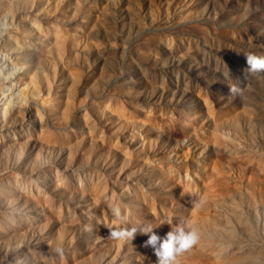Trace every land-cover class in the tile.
Wrapping results in <instances>:
<instances>
[{
    "label": "rangeland",
    "instance_id": "obj_1",
    "mask_svg": "<svg viewBox=\"0 0 264 264\" xmlns=\"http://www.w3.org/2000/svg\"><path fill=\"white\" fill-rule=\"evenodd\" d=\"M249 52L264 56V0H0V213L43 212L0 237V264H156L148 236L108 238L115 205L161 237L187 220L199 240L177 264L264 253V79Z\"/></svg>",
    "mask_w": 264,
    "mask_h": 264
},
{
    "label": "clouds",
    "instance_id": "obj_2",
    "mask_svg": "<svg viewBox=\"0 0 264 264\" xmlns=\"http://www.w3.org/2000/svg\"><path fill=\"white\" fill-rule=\"evenodd\" d=\"M246 63L248 65L247 73L251 76L264 79V56H258L254 53H245ZM240 89L233 85L230 92L236 93ZM114 217L123 226L109 229V237L114 240L127 241L132 240L137 232L148 236L144 247H150L156 256V264H177V258L189 250L199 240L198 231L189 227L187 220H179L171 226V230L163 237L156 234L153 225L150 222L141 223L137 226L128 227L122 213L121 207H113ZM57 249V252H61Z\"/></svg>",
    "mask_w": 264,
    "mask_h": 264
},
{
    "label": "bare ground",
    "instance_id": "obj_3",
    "mask_svg": "<svg viewBox=\"0 0 264 264\" xmlns=\"http://www.w3.org/2000/svg\"><path fill=\"white\" fill-rule=\"evenodd\" d=\"M12 41V40H11ZM26 43L27 44H29L27 41H26ZM59 48V47H58ZM14 68V67H13ZM103 77H105V76H103ZM102 77V78H103ZM106 78V77H105ZM104 79V78H103ZM2 87V86H1ZM0 87V88H1ZM3 88V87H2ZM1 88V89H2ZM2 91V90H1ZM0 91V92H1ZM3 92V94H5L4 93V91H2ZM130 92V91H129ZM131 93H133V92H131ZM1 95H2V93H1ZM0 95V96H1ZM131 95V94H130ZM135 95V94H134ZM6 96V95H5ZM3 98V97H2ZM0 109H3V107L0 105ZM3 111V110H2ZM17 117V116H16ZM7 118H6V116H5V113H3L2 114V119H1V121H2V123H6L7 122V120H6ZM1 121H0V127H2L3 125H2V123H1ZM9 127V126H8ZM11 128V127H10ZM21 128V127H20ZM19 128V129H20ZM4 129V128H3ZM1 130L2 132L3 131H6V132H4L5 134H3L2 132H1V134L2 135H9V131H7V130ZM18 129V130H19ZM21 130V129H20ZM21 132H23L24 133V131H23V128H22V131ZM12 134V133H11ZM10 136V135H9ZM1 137V136H0ZM8 137V136H7ZM7 137H6V139H7ZM0 139H2V138H0ZM4 139V138H3ZM2 139V140H3ZM9 139H10V137H9ZM2 140H1V142H2ZM13 140V139H12ZM5 142H8V141H5ZM11 143H14V142H12L11 141ZM0 145L2 146V144L0 143ZM4 145V144H3ZM10 180L12 179V178H9ZM8 178L6 179V181L8 180V181H10ZM4 180V179H3ZM8 181L4 184L3 183V185L2 186H9L10 187V184L8 183ZM12 181V180H11ZM10 181V182H11ZM4 182V181H3ZM18 182V181H17ZM16 182V183H17ZM1 183V182H0ZM13 183H15V180H14V182L12 181V185H13ZM15 183V184H16ZM20 183V182H19ZM16 184V188H20V189H22V184L20 183V184ZM7 184V185H6ZM1 185V184H0ZM7 186V187H8ZM1 187V186H0ZM8 187V188H9ZM12 187V186H11ZM13 187L15 188V186L13 185ZM6 188V187H5ZM15 188V189H16ZM7 189V188H6ZM10 189V188H9ZM12 189V188H11ZM10 189V190H11ZM15 189H13L14 191H17V190H15ZM6 192V191H5ZM10 193V192H9ZM6 194V193H5ZM37 194H39V193H37ZM2 195V194H1ZM0 195V196H1ZM8 195V194H7ZM6 195V197H8ZM5 197V196H4ZM4 197L2 196L1 197V199L3 198L4 199ZM5 197V198H6ZM7 199V198H6ZM6 199H4V200H6ZM9 199V198H8ZM4 200L2 201V202H4ZM10 200V199H9ZM8 200V201H9ZM7 201V200H6ZM7 203V202H6ZM9 204H10V201L8 202ZM25 203V202H24ZM28 203V202H27ZM27 203H26V205H27ZM29 204V203H28ZM1 205H3V204H1ZM25 205V206H26ZM34 205V204H33ZM36 205V204H35ZM38 205V204H37ZM227 205V204H226ZM10 206V205H9ZM11 206H12V208L11 209H9L10 211L7 213V214H5V216H3V214H2V212L0 213V237L2 238L4 235L6 236H9L10 235V233H15V234H17V232H18V230H20V229H22V230H26L27 228H29L28 230H30V227H28V226H30L31 224L33 225V223L32 222H34V220L36 221L39 217L41 218V215L43 216V212L41 213V211H40V208L39 209H36L35 207V209H36V211L35 212H28V211H26V209L24 210V212H23V210L22 211H20V209L17 207V206H15V203L13 202V203H11ZM10 206V207H11ZM228 207H231L230 205H227ZM29 207H31V205L30 206H28V208ZM38 207V206H37ZM42 210H43V208H42ZM45 210V209H44ZM46 213V212H45ZM59 213H57L56 212V214H55V212H54V216L55 215H58ZM49 215H52V213H49ZM34 216V217H33ZM59 217H58V219H60L61 217H60V215H58ZM33 217V218H32ZM45 218H46V220L47 219H49L50 218V216L47 218L46 217V215L44 216ZM56 217V216H55ZM55 217H53V218H55ZM235 220H236V224L238 225V227H240V228H242L244 231H243V233H244V235L246 236V238H244V239H247V240H251V239H253L254 237L252 236L253 234H252V230H250V228H248L247 226H246V222H244L243 220H242V218L240 217V216H238V215H236V214H234L233 213V216H232ZM52 218V220L54 221V220H56L57 219V217H56V219H53ZM217 218V217H216ZM42 219V218H41ZM40 219V220H41ZM62 219V218H61ZM49 220H51V218L49 219ZM49 220H47V222L49 221ZM51 220V221H52ZM219 222H222V223H224V224H227V222L224 220V218H220L219 216H218V219H217ZM52 221V222H53ZM62 221V220H61ZM43 222V221H42ZM42 222H39V220H38V222H36L35 223V226L38 224V223H40V224H42V225H39L40 226V228H41V226H43L44 224H45V222L46 221H44V224L42 223ZM55 223H57L56 221H54ZM49 224H51V222L49 223ZM60 224V223H59ZM47 225H48V223H47ZM47 225L45 224V226H46V228H47ZM39 226H37V228H39ZM49 226V225H48ZM34 227V226H33ZM33 227H31V228H33ZM44 227V226H43ZM40 228H39V230H40ZM45 228V229H46ZM50 228V227H49ZM9 229H11V231H9ZM216 229V228H215ZM10 233H9V232ZM21 231V230H20ZM220 231V233H223L224 235H226L227 237H229V239H231V240H234L235 239V237L233 236V233L232 234H230L229 232L228 233H226V232H222L221 230H219ZM18 233H21V232H18ZM25 233V232H24ZM27 233V232H26ZM219 233V234H220ZM9 234V235H8ZM21 234H23V233H21ZM48 234V233H47ZM24 236V235H23ZM41 236V235H40ZM44 236H46V235H44ZM43 235H42V237H40V238H43L44 237ZM12 237V236H11ZM48 237H49V235H48ZM53 237V236H52ZM55 237V236H54ZM53 237V238H54ZM57 237V238H56ZM55 238L56 239H58L59 237L58 236H56ZM6 238V237H5ZM5 238H3V239H5ZM20 238V237H19ZM18 238V239H19ZM46 239H47V237H45ZM51 238V237H50ZM50 238H48V239H50ZM54 238V239H55ZM23 239V238H22ZM21 239V240H22ZM46 239H44L45 241H46ZM48 239H47V241L46 242H48ZM55 239V240H56ZM59 239H62V238H59ZM237 239H239V238H237ZM15 240H17V238L15 239ZM39 241L40 242V239H36V241ZM243 240V239H242ZM4 241V240H3ZM18 241V240H17ZM63 241V240H62ZM62 241H61V244H62ZM13 242H15L14 241V239H13ZM12 242V243H13ZM34 242V241H33ZM42 242V241H41ZM46 242H43V243H45L46 244ZM53 242V241H52ZM58 242H59V240H58ZM262 242V241H261ZM1 243H4V242H1ZM7 243H8V241H7ZM36 243V242H35ZM50 243H51V241H50ZM54 243H55V241H54ZM54 243H51V244H54ZM5 244V243H4ZM42 244V243H41ZM50 244V245H51ZM58 244H60V242L58 243ZM264 244V243H263ZM8 245V244H7ZM6 245V246H7ZM47 245V244H46ZM17 246V245H16ZM19 246V245H18ZM38 246H40V245H38ZM47 246H49V245H47ZM52 246V245H51ZM50 246V247H51ZM9 247V246H8ZM43 247H45L44 245H43ZM57 247V246H56ZM59 247V246H58ZM15 248V247H14ZM22 248H24V247H22ZM21 248V249H22ZM49 248V247H48ZM20 249V248H19ZM25 249V248H24ZM28 248H26L25 250H27ZM45 249V248H44ZM50 249V248H49ZM53 249H54V247H53ZM7 250H9V249H7ZM13 250V249H12ZM16 250V249H15ZM23 250V249H22ZM14 251V250H13ZM20 251V250H19ZM24 251V250H23ZM28 251H29V249H28ZM44 251H46V250H44ZM12 252V251H11ZM16 252V251H15ZM12 253H14V252H12ZM21 253V252H20ZM24 253V252H23ZM22 253V254H23ZM25 253H27V251L25 252ZM31 254L30 255H32V257H28V255H27V257L30 259V258H35V257H33V254H32V252H30ZM34 253H36V252H34ZM3 254V253H2ZM15 254V253H14ZM14 254H12V255H10V253L9 254H5L4 255V257H5V259H7L8 260V263L6 262V264H25L24 262V260H23V257L22 256H16V254L14 255ZM38 254V253H37ZM48 254V253H47ZM37 256H41V255H37ZM42 256H45V254L44 255H42ZM49 256V255H48ZM27 257H26V259H27ZM38 257V258H39ZM43 258V257H42ZM49 258V257H48ZM44 259H47L46 257L44 258ZM41 260V259H40ZM40 260L38 261V259H37V262H40ZM36 261V260H35ZM41 261H43V259L41 260ZM236 261H238V262H240L239 264H244V263H248V264H264V253H262V254H256V255H251V254H248L245 258H242V259H236ZM46 262V261H45ZM45 262H44V264H45ZM33 263V262H32ZM43 263V262H42ZM47 263V262H46ZM47 264H49V262L47 263Z\"/></svg>",
    "mask_w": 264,
    "mask_h": 264
}]
</instances>
